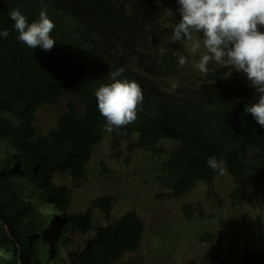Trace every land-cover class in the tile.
<instances>
[{"label": "trees", "instance_id": "trees-1", "mask_svg": "<svg viewBox=\"0 0 264 264\" xmlns=\"http://www.w3.org/2000/svg\"><path fill=\"white\" fill-rule=\"evenodd\" d=\"M176 3L0 0V30L9 32L0 38V264H115L139 249L146 224L138 211L113 219V198L102 196L87 212L71 213L72 190L56 181L67 176L80 187L106 134L114 149L129 139L131 151L161 153L172 147L158 177L172 197L187 195L200 182L212 187L219 173L208 167L209 157L224 161L237 185V201L246 194L245 180L251 183L260 168L264 171V128L244 112L246 105L258 102L247 81L230 77L227 67L208 66V74L199 73L197 87L189 93L159 84L176 76L182 55L173 51L179 20H163L165 10L178 12ZM15 9L29 23L46 11L55 24L51 36L56 45L50 52L18 41L10 19ZM135 62L141 73L133 69ZM120 68L125 71L117 79L137 82L144 99L134 123L108 133L95 92L111 83L110 72ZM66 96L74 100L57 126L39 134V110L58 106ZM258 192H252L251 201L258 203ZM183 213L187 220L205 214L202 205L192 204ZM258 224L259 261L264 264L261 216ZM76 234L90 238L76 247ZM201 238L212 242L213 236ZM207 260L227 264L217 251Z\"/></svg>", "mask_w": 264, "mask_h": 264}, {"label": "rangeland", "instance_id": "rangeland-1", "mask_svg": "<svg viewBox=\"0 0 264 264\" xmlns=\"http://www.w3.org/2000/svg\"><path fill=\"white\" fill-rule=\"evenodd\" d=\"M176 4L179 9V4ZM175 19H181L179 11H164V21ZM200 35L202 37V33ZM190 47V42H177L174 46L173 51L185 56L188 63L179 66L176 76L159 81L161 86L167 89L172 85L180 86L187 93L197 87L196 76L200 72L194 64L205 50L201 48L198 53L192 54ZM132 64L135 71L142 72L137 62ZM208 66L221 65L212 62ZM229 75L250 84L246 75L234 68H229ZM154 81L158 83V80ZM71 100L74 99L66 96L58 106H46L39 110L35 125L39 134H47L57 126L60 115L67 110ZM112 141V137L106 134L96 147L80 187H75L67 176H58L56 181L72 190L71 213L87 212L92 202L102 196L113 198V219L118 220L131 210L139 212L146 224L143 242L139 249L127 253L115 264H211L207 257L213 251H217L227 264H261L258 217L263 218L264 224L263 169L260 168L253 182L248 183L246 178V194L242 195L241 201L233 198L237 185L227 171L214 179L212 187L200 182L187 195L177 198L170 196L158 180L172 147L161 153L151 149L131 151L132 140H123L115 149ZM3 149L4 146H1L0 156ZM256 189L260 193L258 203L251 201ZM189 204L202 205L206 215L187 220L183 208ZM95 217L102 218L104 222L105 217L100 218L96 213ZM206 233L213 236L212 242L202 240L201 235ZM89 238L87 235H74L75 246L79 247Z\"/></svg>", "mask_w": 264, "mask_h": 264}, {"label": "clouds", "instance_id": "clouds-1", "mask_svg": "<svg viewBox=\"0 0 264 264\" xmlns=\"http://www.w3.org/2000/svg\"><path fill=\"white\" fill-rule=\"evenodd\" d=\"M177 3L181 19L174 27L173 42H190L192 54L201 48L205 50L194 64L205 76L212 62L245 74L258 93V102L246 105L244 112L264 128V0H177ZM10 19L14 21L18 41L27 47L44 52L55 47L51 36L55 24L46 11H41L38 20L32 23L19 9L10 12ZM8 36L7 29L0 30V38ZM186 63L187 58L181 55L179 66ZM124 71L120 68L110 72L112 82L95 92L108 133L134 123L144 99L137 82L117 79ZM207 165L220 175L226 172L224 161H217L214 156L207 159Z\"/></svg>", "mask_w": 264, "mask_h": 264}]
</instances>
